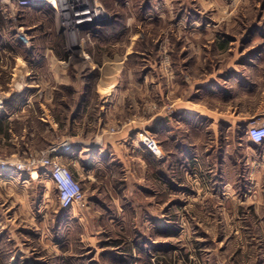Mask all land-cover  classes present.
I'll list each match as a JSON object with an SVG mask.
<instances>
[{
	"label": "crops",
	"instance_id": "crops-1",
	"mask_svg": "<svg viewBox=\"0 0 264 264\" xmlns=\"http://www.w3.org/2000/svg\"><path fill=\"white\" fill-rule=\"evenodd\" d=\"M4 13L3 18H12ZM237 24L218 20L187 23L190 35L183 42L180 55H186L180 60L184 63L189 58L190 62L175 66L172 87L164 82L146 83L151 67L144 82L137 85L124 84L121 68H111L99 71L96 88L88 93L93 67L76 74L60 70L56 79L58 73L53 69L54 82L46 89L43 85L30 87L53 93L43 101L32 95L18 98L22 96L18 95V73L28 72V63L18 58V50L12 46L18 41V31L9 41L0 37V155L18 156L56 147L61 164L83 187L84 207L77 220L84 221L85 229L87 220L101 219L104 212L111 220L120 217L111 216L115 211L121 215L139 212L149 221L166 219L167 204L172 202L167 200L168 187L180 191L206 187L213 194L221 188L219 200L230 202L226 193L231 184L215 188V173L264 172V142L256 145L247 135L249 124L264 123V49L244 42V35L232 30ZM261 30L255 36H260ZM182 76L189 77L186 92L182 91ZM131 88H142L144 102L149 105L140 109L136 98L128 94ZM59 89L67 90L73 101L71 105L65 99L58 101V108L64 106L65 110L56 115L51 99ZM120 123H124L122 129ZM111 129L118 130L112 133ZM140 130L156 139L161 159L140 147ZM202 173L205 180L199 178ZM32 176L19 172L0 175V258L12 244L14 250L18 246V252L33 257L34 242L40 236L49 242V237L61 230L64 218L75 219L74 206H59L46 171L38 170ZM39 184L40 194L32 190L25 194ZM49 191L56 195L57 207L53 209L46 201ZM103 195L112 199L105 201ZM173 202L180 203L177 199ZM31 257L26 255L28 264H34ZM16 258L17 252L8 264H15ZM160 263L151 260L146 264Z\"/></svg>",
	"mask_w": 264,
	"mask_h": 264
},
{
	"label": "rangeland",
	"instance_id": "rangeland-1",
	"mask_svg": "<svg viewBox=\"0 0 264 264\" xmlns=\"http://www.w3.org/2000/svg\"><path fill=\"white\" fill-rule=\"evenodd\" d=\"M98 1L110 16L109 20L99 27L87 25L72 35L63 33L54 12L45 5L18 9V16L10 19L3 18L4 12L10 15V10L5 11L0 5V37L9 41L18 31V41L12 40V46L18 50V58L28 63L29 71L18 73L20 100L30 95L36 101L49 99L48 95L53 93L30 87L43 85L41 87L46 89L54 82L53 69L58 73L56 79L60 70L76 74L93 67L88 93L95 90L99 71L111 68H121L124 84L137 85L144 82V74L151 67L152 75L146 83L164 82L172 87L177 72L175 66L190 62L189 58L181 62L180 58L186 54L180 55V51L190 35L186 26L191 21L238 22L232 30L244 35V42L251 43L249 46L264 49V0ZM260 30V36H255ZM186 79L189 77L180 78L184 92L187 91ZM128 94L136 98L140 109L149 105L144 102L142 88H131ZM61 99L68 105L73 101L67 90L56 91L51 99L55 101L56 115L65 110L64 106L58 108ZM131 119L133 117L125 121ZM123 127L124 123H120L119 129ZM46 150L48 148L0 157L20 162ZM261 150L264 152V147ZM202 174L199 178L205 180V173ZM215 175V188L225 183L234 189L226 193L230 202L219 200L221 188L213 194L206 187H188L181 191L168 187L165 189L167 200L172 202L167 204L166 219L149 221L142 219L139 212L126 211L121 215L115 211L111 216L121 218L111 220L104 212L101 219L87 220L86 229L82 226L84 221L77 220L80 208L84 207L81 186L83 200L73 205L75 219L64 218L61 230L49 237V242L40 236L38 242H34L33 257L18 252V246L14 250L12 244L9 252L2 253L0 264H8L16 252L15 264H28L27 254L34 264H146L151 260L160 264H264V172ZM31 190L37 195L42 187L39 184L29 188L25 194L30 195ZM166 195L160 198L165 199ZM191 195L198 199L192 201ZM233 197L242 202H234ZM47 198V205L56 208L55 192L49 191ZM102 198L112 199L104 195ZM176 199L180 203L174 204ZM112 207L115 210V206ZM12 224L18 225V221Z\"/></svg>",
	"mask_w": 264,
	"mask_h": 264
},
{
	"label": "built area",
	"instance_id": "built-area-1",
	"mask_svg": "<svg viewBox=\"0 0 264 264\" xmlns=\"http://www.w3.org/2000/svg\"><path fill=\"white\" fill-rule=\"evenodd\" d=\"M0 4L10 10L12 18L15 17L18 9H31L45 5L54 12L65 35L77 33L90 24H96L99 27L110 18L98 0H0ZM117 130L111 129L110 132L114 133ZM247 135L250 141L256 145L264 142V123L253 122L249 124ZM138 141L140 147L149 151L153 157L162 158L158 142L147 130L140 131ZM56 152L57 148L51 147L38 156L29 157L20 162L18 159L6 160L0 157V175L8 172H19L32 177L33 173L43 169L54 184L59 206L62 209H69L75 203L82 202L83 191L79 181L66 166L61 164ZM61 175L63 180L59 178Z\"/></svg>",
	"mask_w": 264,
	"mask_h": 264
},
{
	"label": "clouds",
	"instance_id": "clouds-1",
	"mask_svg": "<svg viewBox=\"0 0 264 264\" xmlns=\"http://www.w3.org/2000/svg\"><path fill=\"white\" fill-rule=\"evenodd\" d=\"M61 180H63V176L61 175L60 177H59Z\"/></svg>",
	"mask_w": 264,
	"mask_h": 264
},
{
	"label": "bare ground",
	"instance_id": "bare-ground-1",
	"mask_svg": "<svg viewBox=\"0 0 264 264\" xmlns=\"http://www.w3.org/2000/svg\"><path fill=\"white\" fill-rule=\"evenodd\" d=\"M33 174H34V173H33ZM33 174H32V175H33ZM32 177H34V176H32ZM32 179H33V178H32Z\"/></svg>",
	"mask_w": 264,
	"mask_h": 264
}]
</instances>
